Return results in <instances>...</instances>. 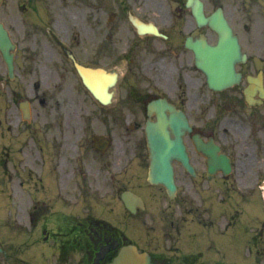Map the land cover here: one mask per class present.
<instances>
[{"label":"flooded vegetation","instance_id":"1","mask_svg":"<svg viewBox=\"0 0 264 264\" xmlns=\"http://www.w3.org/2000/svg\"><path fill=\"white\" fill-rule=\"evenodd\" d=\"M167 1L132 0L142 20L158 24L168 34L164 41L139 35L129 23L126 2L117 14L106 13L100 5L89 16L69 13L50 21L47 14L30 11L32 0H26L25 13L1 12L11 22L18 45L14 78L0 52V169L8 171L10 165L8 202L15 220L5 221L2 212L7 203L0 202V256L7 264H107L129 242L150 252L153 264H213L200 257L201 249L195 244L199 226L215 229L217 264H264V192L246 191L264 180V98L260 103L255 92L254 105H249L244 93L248 74H264V0H203L209 13L210 7H223L243 50L252 58L241 65L244 85L228 93L209 91L192 66V52L183 46L184 30L193 28V36L205 33L210 38L215 33L198 26L187 0ZM167 7L176 9L175 18ZM81 20H90L81 24L90 37L82 53L76 35L81 34ZM166 20L168 28L160 24ZM55 23L67 41L58 47L48 44L49 25ZM122 35L125 40L119 47ZM114 44L116 62L127 61L128 66L115 110L113 104L99 108L106 115L105 134H112L114 114L126 120L124 125L115 121L117 128H126L117 147L121 149L103 150L91 136L97 127V101L84 86L68 51L84 64L107 67ZM161 97L191 118L201 110L200 133L206 140L214 138L231 155V175L218 172L208 177L207 158L201 155L192 158L201 178L199 187L179 190L171 199L165 188L144 185L143 168L149 159L148 104ZM54 99L57 107L49 108ZM65 100L71 101L68 108ZM24 101L35 110L37 125L30 120L18 125L24 117ZM202 101L209 104L203 106ZM225 111L241 117L243 125L225 126L218 132L210 116L220 122ZM83 113L88 122L81 120ZM231 176L233 188L226 191L225 178ZM130 189L144 201L134 212L137 224L131 225L132 212L122 197ZM18 220H25L31 230L29 254L24 256L17 253L16 231L11 229ZM226 250L232 262H224Z\"/></svg>","mask_w":264,"mask_h":264},{"label":"water","instance_id":"2","mask_svg":"<svg viewBox=\"0 0 264 264\" xmlns=\"http://www.w3.org/2000/svg\"><path fill=\"white\" fill-rule=\"evenodd\" d=\"M202 22H206V20H201ZM213 26L220 33V39L217 45L206 44L203 41V45L199 44L198 41L194 43L188 42L189 46L196 49L197 63L198 66L206 71L208 74L209 84L210 86L219 89L229 84L235 83L239 79V74L235 70V63L243 59L242 54L240 52V46L237 37L233 34L231 28L226 23V20L222 17V14L219 13V16L214 17ZM0 43L2 49L7 54L8 59H10V55L7 52V49L11 46V40L7 34V32L3 29L2 24L0 23ZM196 45V46H195ZM85 82L87 84L92 85V90L100 96V93L103 92V84L101 80H96L97 85H94V79L92 78L91 71L81 70ZM100 78H104L105 75H100ZM97 76V78H98ZM109 79V84L112 86L115 84L117 74H109L106 76ZM93 81V82H92ZM101 100L104 101V98L100 96ZM184 118L180 115L173 116L171 120L172 126L175 127L177 134L180 133L181 126H187V121L183 120ZM188 127V126H187ZM155 130V126L151 128V132ZM167 128L156 129L154 131V142H157L158 153L157 157H164L169 155H179L182 158H185V155L178 150V147H182V143L180 138H177L176 144H172L168 137L166 136ZM156 180H164L170 186H172L170 182L171 170L168 164L165 163H156Z\"/></svg>","mask_w":264,"mask_h":264},{"label":"rangeland","instance_id":"3","mask_svg":"<svg viewBox=\"0 0 264 264\" xmlns=\"http://www.w3.org/2000/svg\"><path fill=\"white\" fill-rule=\"evenodd\" d=\"M67 2L68 3H72L73 1H67ZM111 3H113V0L111 1ZM39 4H41V5L44 4L45 5L46 3H44V0H40L39 1ZM5 8H6V10L4 12L9 11V9H11L12 7L6 6ZM41 10L42 11H49L50 13L55 14V16L57 18H66L69 13H72V14L73 13H77V14H79L81 12L82 14H84V13L85 14H88V11H89L88 8H84V9L78 10L77 7L74 6V5H66V4H63V5H60L59 6V0H54V1L53 0H50L49 1V10H44L43 8ZM83 21L84 20H81V22H80V33H81L80 34V38H81L80 44L81 45L78 48L81 53L84 52V48L85 47L86 48L88 47V38L90 39V37H87V35H86V33L88 32V30L86 28L82 27V25H81ZM8 22L11 23L10 21H8ZM56 28H57V26L54 25L53 26V30L56 31ZM119 39H120L119 47H122L123 46V41L125 40V36L122 35V36L119 37ZM117 49L118 48H117L116 44L112 45V52H113L112 61L113 62L111 63L110 66H112V67H118V68H120V69H122L124 71L125 70V67L123 65H124V63L126 65V62H122V61L115 62V55L118 54L117 53ZM44 56H48V53H44ZM69 103H71V101L65 100V108H68L69 107ZM115 136L117 137V143H118L120 141V138H119L120 137V134L119 133L118 134L116 133ZM120 145H121V142H119L118 144H116L115 150L121 149V148H117V146H120ZM187 178H189V177L186 176L185 179L188 180ZM185 179L182 180V183L185 182ZM2 187H3V185H2ZM0 263H2V262H0Z\"/></svg>","mask_w":264,"mask_h":264}]
</instances>
